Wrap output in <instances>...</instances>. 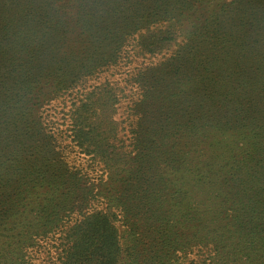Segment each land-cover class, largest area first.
<instances>
[{
    "label": "trees",
    "instance_id": "16d2710c",
    "mask_svg": "<svg viewBox=\"0 0 264 264\" xmlns=\"http://www.w3.org/2000/svg\"><path fill=\"white\" fill-rule=\"evenodd\" d=\"M0 264H264V0H0Z\"/></svg>",
    "mask_w": 264,
    "mask_h": 264
},
{
    "label": "rangeland",
    "instance_id": "374dc122",
    "mask_svg": "<svg viewBox=\"0 0 264 264\" xmlns=\"http://www.w3.org/2000/svg\"><path fill=\"white\" fill-rule=\"evenodd\" d=\"M173 45L168 48V51H165L163 54L153 55L149 56L148 54H141L139 55L138 52H136V49H128L125 53L124 59H121L118 61L117 65L113 67L109 72H112L113 80L123 83L124 79L133 72L136 68L140 66H144L149 63H153L160 58H162L163 55L167 54L173 49ZM108 73V72H107ZM102 78L100 77L98 82H101ZM131 88V85H127L126 90H129ZM68 96H64L62 99H58L50 103L44 110V118L47 121L50 128H60L64 127L63 124V111L66 109L63 105V100L68 101ZM68 103V102H67ZM127 103L126 96H122L120 98V101L118 103L117 113L115 114V118H120V115L122 114V111ZM118 116V117H117Z\"/></svg>",
    "mask_w": 264,
    "mask_h": 264
}]
</instances>
